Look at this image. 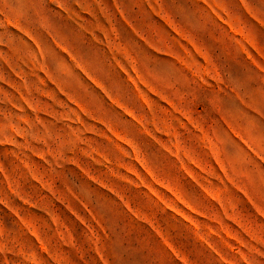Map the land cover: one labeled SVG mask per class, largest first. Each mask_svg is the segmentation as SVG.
<instances>
[{
	"label": "rangeland",
	"instance_id": "1",
	"mask_svg": "<svg viewBox=\"0 0 264 264\" xmlns=\"http://www.w3.org/2000/svg\"><path fill=\"white\" fill-rule=\"evenodd\" d=\"M0 264H264V0H0Z\"/></svg>",
	"mask_w": 264,
	"mask_h": 264
}]
</instances>
